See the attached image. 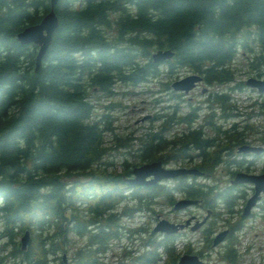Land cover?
Here are the masks:
<instances>
[{"label": "trees", "instance_id": "obj_1", "mask_svg": "<svg viewBox=\"0 0 264 264\" xmlns=\"http://www.w3.org/2000/svg\"><path fill=\"white\" fill-rule=\"evenodd\" d=\"M47 9L48 0H0V264H49L51 256L58 264H98L111 242L124 235L140 242L137 249L122 246L120 256L126 255L129 264H157L162 254L158 264H173L179 255L173 246L177 233L156 232L148 225L158 197L171 208L175 193L196 199L211 208L212 217L222 213L219 202L223 211L238 212L237 201L243 204L246 198L247 184H232L230 178L237 168L252 164L254 155L235 151L248 143L249 126L232 122L221 127L216 118L231 115L225 111L229 94L213 88L244 87L230 66L238 48L251 52L247 65L264 75V0H57V24L34 70L37 46L19 43L16 32ZM158 48L172 55L152 61L150 54ZM179 67L200 74L208 86L197 126L190 122L199 114V102H189L179 113L175 101L167 106L170 110L152 117L157 122L144 126L136 142L124 136L122 143L129 146L124 152L141 163L196 157L193 166L200 174L130 184L127 178L136 163L124 155L117 169L104 158L111 110L120 102L101 104L100 98L111 97L118 84L155 80L157 90L181 101L183 93L162 78ZM252 104L264 114V97ZM178 122L186 127L167 136ZM220 164L232 175L228 184L196 180L213 178ZM257 205L264 220V194ZM142 210L145 222L121 220ZM240 215L227 224L228 243L220 253L230 264L239 256L233 232L242 227ZM207 222L213 223L211 216ZM24 230L28 240L21 249L15 238ZM210 233L202 231L204 248L211 247ZM70 235L84 240L66 256L74 242ZM3 239L12 244L8 251ZM183 246V252L193 251L190 241Z\"/></svg>", "mask_w": 264, "mask_h": 264}, {"label": "rangeland", "instance_id": "obj_2", "mask_svg": "<svg viewBox=\"0 0 264 264\" xmlns=\"http://www.w3.org/2000/svg\"><path fill=\"white\" fill-rule=\"evenodd\" d=\"M255 49V48H254ZM251 57V52L247 50H242L241 48L237 49L234 57L231 60L230 66L235 68V80L244 79L247 76H257L255 71H253L248 65L247 61ZM190 71L184 67L176 68L174 72H171L168 76L162 74V78L168 81L180 77ZM264 75H260L257 77H262ZM229 83L228 85L232 84ZM201 87H205L204 91H201ZM120 88V89H119ZM208 86L204 83L199 82L197 86L190 89L188 93L183 94L181 97L183 100H177L176 97L168 98V93L165 90H157V83L155 80H149L146 82H142L136 86L128 85V86H119L116 87V92L111 97H101L100 103L106 104L109 101L118 100L120 102L121 107L116 106L113 107L111 112L113 114V119L111 121L112 129L108 131L104 135L103 144L107 147V152L104 158L108 161L114 162V166L119 169L121 167L120 160L124 155L127 157L129 162H135L136 164L141 163L138 156L131 154L127 155L124 151L129 148L128 145H123V137L129 136L131 144L136 139L134 138L138 135L144 126H149L152 122V117L156 115H160L162 112H166L171 109V107H167L170 104H174L175 101H179L178 103V112L184 113V111L188 108L189 102L190 104H198L201 106L199 110V114L195 117L191 123L192 126H197L200 121L201 113L203 111L204 106H206L207 102L204 101L206 94L208 95ZM211 86H209V90H211ZM213 89L225 91L229 94V106L225 109L226 112H230V116H225L221 118H216L221 127H228L232 122H235L237 126H241L243 123H246L249 128L246 130V135L244 139H246L250 144H259L264 147V114L257 112V105L252 104L253 100L259 102L264 97V91L258 92L254 87H249L244 83V87L242 89L235 90H227L228 86L226 84L214 86ZM124 92V93H121ZM216 115H219L220 108L219 105H216ZM237 114V115H232ZM155 124V123H154ZM173 128L170 131L166 132L167 136H171L174 132L173 130L180 131L181 128H185L186 124L184 122L173 123ZM136 142V141H135ZM136 145V144H135ZM134 146V145H133ZM251 158L252 166L249 168H237V170H248L249 172H260L264 170V152L261 154H253ZM197 158H169L164 161L165 166H193ZM144 162V161H143ZM135 164V165H136ZM213 178L211 176H198L196 180L198 182H208L210 184L215 183L216 186L222 187L225 184L229 183L230 176L229 172L222 167V165H217V167L213 171ZM167 181H172L173 179H166ZM247 195L250 194V184L246 183ZM264 191L260 194V198L255 203L253 207H251L250 212L247 215H240L242 221V227L233 232V234L237 235V244L236 249L239 256L237 257L236 264H264V220L261 217V212L259 211V207L257 203L261 200ZM246 195V196H247ZM182 195L179 193H175V198L181 197ZM244 201V200H243ZM152 212L149 211L151 217L149 218L148 225L151 229L155 220L159 217L168 218V220H183L184 218H190L191 214L195 215L198 219L206 214V208L209 210L207 214V218L213 219V223L207 222V229L205 231H210L211 233L216 230H221L227 224L233 222L238 219V212H240L242 206V199H239L235 205L236 209L233 212L223 211L222 204L219 202L217 205V209L222 213H219L216 217H212L211 208L204 207L202 204H193L189 205V208L186 209H172L171 206L168 205V202H164L162 197H158L157 201L153 203ZM216 211V210H215ZM217 212V211H216ZM132 216L123 215L121 220L127 224H136L146 221L145 210L139 211L138 213L133 212ZM241 214V213H240ZM206 218V219H207ZM208 221V220H207ZM228 227V226H227ZM210 228V230H208ZM22 232H20L15 240L19 243V238ZM71 239L74 241L68 251L66 252V256L69 255V252L80 245L84 238L78 237L76 235H70ZM125 236V235H124ZM124 236L118 238V240H113L111 242V246L104 252L100 257V262L98 264H129V261L125 256H120L119 243L123 241H129ZM7 241L6 239H3ZM185 241H190L191 247L199 248L204 251L202 255V259L206 264H221L225 260L221 257L223 247L228 241H222L218 245H214L209 248H204V237L202 235V231L198 228L191 229L186 227L185 229L179 231L173 239L174 250L179 253L183 249V245ZM125 243V242H123ZM132 247L137 249L140 247V242L137 239H132L130 241ZM5 250H9L12 248V244L7 241V245H5ZM134 253V252H131ZM65 256V261L68 260V257ZM125 257V258H124ZM123 258V260H122ZM164 254L161 255V258L158 263L163 261ZM49 264H58V261L51 256ZM157 263V264H158Z\"/></svg>", "mask_w": 264, "mask_h": 264}, {"label": "water", "instance_id": "obj_3", "mask_svg": "<svg viewBox=\"0 0 264 264\" xmlns=\"http://www.w3.org/2000/svg\"><path fill=\"white\" fill-rule=\"evenodd\" d=\"M57 0H48V9L41 15L39 20L35 23L26 24L20 30L16 32V38L21 44L33 43L37 46L34 56V70L40 63L41 56L43 55L52 31L54 30L57 19L53 12V6ZM172 55V51L168 48L153 50L150 54L152 61L161 62ZM202 77L196 72H189L180 77L172 79L169 82V87L174 91H181L188 93V91L201 81ZM244 83L249 87H254L258 92L264 90V77L247 76L244 79ZM201 91L205 90V87L200 88ZM264 148L261 145H252L243 143L236 147V152H253L259 153ZM179 174H200L195 166H177L167 167L164 166L160 160L153 159L151 161H145L134 165L131 168V176L127 178V182L130 184H147L155 183L164 178L175 177ZM240 182H247L252 184L251 193L245 198L243 205L241 206V215H247L254 206V204L260 198V194L264 191V172L251 173L245 171H236L230 178V183L237 184ZM197 200L193 198L181 197L174 200L172 204L173 209H182L187 205L196 203ZM207 216V213L190 228L194 229L200 223H202ZM190 221V218H186L184 222H173L167 218H158L152 226L153 231H159L166 234L174 233L178 229L185 227ZM226 229H221L212 237L211 243L214 245L221 240ZM28 240V231L24 230L19 238L20 248L24 249ZM61 258L65 261V253L61 254ZM173 264H204L195 253H181ZM225 264V263H222Z\"/></svg>", "mask_w": 264, "mask_h": 264}, {"label": "flooded vegetation", "instance_id": "obj_4", "mask_svg": "<svg viewBox=\"0 0 264 264\" xmlns=\"http://www.w3.org/2000/svg\"><path fill=\"white\" fill-rule=\"evenodd\" d=\"M177 92H180V91H177ZM262 152H264V149L261 151V152H259V153H253V152H247V155H253V154H257V155H259V154H261ZM252 165L251 164H249V166H247V168H249V167H251ZM241 170V169H240ZM241 171H243V170H241ZM245 172H249V169L248 170H244ZM236 172V171H235ZM234 172V173H235ZM260 172H264V170H262V171H260ZM260 172H253V173H260ZM233 173V174H234ZM245 183H247V182H245ZM250 189H251V191H252V184H250ZM251 193V192H250ZM249 195V194H248ZM181 197H185V196H181ZM181 197H178V198H181ZM178 198H175V200L176 199H178ZM245 200V199H244ZM197 204H199L198 202H196ZM196 203H194V204H196ZM193 205V204H192ZM255 205V204H254ZM169 206H171V205H169ZM186 208H189V205L188 206H185L184 208H182V209H186ZM178 210H180V209H178ZM208 209H206V213L208 214ZM250 212V211H249ZM190 216H192L191 217V219H190V221H189V223L187 224V225H185V227H183L181 230H183V229H185L186 227H189L190 228V226L191 225H193V224H195L196 222H198L200 219H198L197 217H195V215H193V214H191ZM187 218V217H186ZM186 218H184L183 220H174V222H177V223H180V222H184V220L186 219ZM206 218H207V216H206ZM205 218V220L202 222V223H200L198 226H196V228L198 229H200L201 231H205L206 229H207V227H205L206 225H207V220H208V218L206 219ZM168 219V218H167ZM223 229H226V232L224 233V235H223V237L221 238V240L220 241H218L216 244H214V245H218L219 243H221L223 240L224 241H226L227 240V238H226V233L228 232V227L227 226H225ZM181 230H179V231H181ZM208 230H210V228H208ZM179 231H176L175 233H178ZM219 231V230H218ZM218 231H216V230H214L212 233H210L209 234V237H210V239H211V237H213L214 236V234L215 233H217ZM211 245L212 246H214L212 243H211ZM193 248V251H190V252H187V253H195L201 260H203L202 259V255L204 254V251L202 250V251H199L200 249L199 248H195V247H192ZM199 251V252H198ZM204 262V261H203ZM223 263H225V264H230V262H228L227 260H224L223 261ZM204 264H206V262H204Z\"/></svg>", "mask_w": 264, "mask_h": 264}, {"label": "built area", "instance_id": "obj_5", "mask_svg": "<svg viewBox=\"0 0 264 264\" xmlns=\"http://www.w3.org/2000/svg\"><path fill=\"white\" fill-rule=\"evenodd\" d=\"M119 249H120V247H119Z\"/></svg>", "mask_w": 264, "mask_h": 264}]
</instances>
